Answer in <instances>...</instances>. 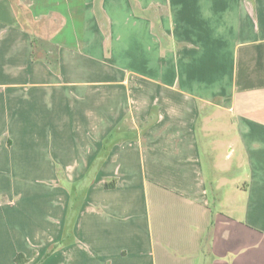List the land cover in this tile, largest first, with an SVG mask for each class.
Segmentation results:
<instances>
[{
  "label": "crops",
  "instance_id": "1",
  "mask_svg": "<svg viewBox=\"0 0 264 264\" xmlns=\"http://www.w3.org/2000/svg\"><path fill=\"white\" fill-rule=\"evenodd\" d=\"M0 264H264V0H0Z\"/></svg>",
  "mask_w": 264,
  "mask_h": 264
},
{
  "label": "trees",
  "instance_id": "2",
  "mask_svg": "<svg viewBox=\"0 0 264 264\" xmlns=\"http://www.w3.org/2000/svg\"><path fill=\"white\" fill-rule=\"evenodd\" d=\"M17 261L19 262V258H17Z\"/></svg>",
  "mask_w": 264,
  "mask_h": 264
}]
</instances>
